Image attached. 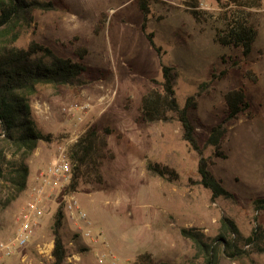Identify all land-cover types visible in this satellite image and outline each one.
<instances>
[{"label":"rangeland","instance_id":"1","mask_svg":"<svg viewBox=\"0 0 264 264\" xmlns=\"http://www.w3.org/2000/svg\"><path fill=\"white\" fill-rule=\"evenodd\" d=\"M44 1H53L55 10L34 11L33 20L19 28L17 39L9 44L25 48L34 41L59 57L73 59L74 52L84 48L81 62L88 83L78 88L37 85L29 97L37 128L52 138L39 141L24 159L26 190L7 207L0 206V244L13 238L17 215L25 207L37 173L89 126L99 131L109 127L113 133L107 136L108 156L99 168L100 181L90 171L72 192L89 226L68 220L62 209L63 264H132L143 252L155 262L204 264L193 244L180 236V228H196L211 238L218 234L224 215L243 235L254 224L264 229V210L253 206V200L264 198V0H259L260 9L250 11L257 35L244 60L240 49L213 40L215 30L223 27V0L219 4L215 0H147L146 15L136 0ZM192 10L201 13L199 21ZM9 37L0 41L6 44ZM234 60L241 71L230 67ZM161 65L178 73L174 97L179 107L209 81L212 72L227 70L209 94L196 97V108L188 112L200 146L209 128L224 115V95L243 90L249 109L227 127L220 148L225 158H213L209 164L234 201L211 202L209 191L195 183L197 156L181 140L177 122H135L141 97L162 79ZM246 70L254 73L255 81L243 77ZM36 105L46 113L37 112ZM210 155L211 150L204 148L203 157ZM18 157L7 153L8 159ZM148 161L173 169L177 177L168 182L152 176L145 170ZM61 199L59 193L45 202L31 242L11 256L1 254L0 264L52 263V227ZM217 264H264V254H252L251 261L219 256Z\"/></svg>","mask_w":264,"mask_h":264},{"label":"trees","instance_id":"2","mask_svg":"<svg viewBox=\"0 0 264 264\" xmlns=\"http://www.w3.org/2000/svg\"><path fill=\"white\" fill-rule=\"evenodd\" d=\"M140 10L146 15L147 0H136ZM218 4L221 0H215ZM220 6L225 9L221 16L223 27L216 29L213 40L225 47L240 49L242 60L251 52L257 35L256 27L250 21V11L260 9L259 0H223ZM53 1L44 0H0V38L10 36L5 44L0 41V206L7 207L27 188L28 166L24 159L37 147L39 141L50 142L52 135L41 132L36 125L29 104V97L35 92L37 85H52L78 88L88 83L85 78L86 66L81 62L86 55L84 48L77 49L73 58L57 56L49 47L31 41L27 47L19 48L9 43L19 35V28L29 25L34 11L55 10ZM191 15L200 20V12L192 10ZM147 38L155 51L152 35ZM224 61V60H223ZM241 71L239 61L234 60L230 66ZM161 81L156 87L149 89L140 101L138 124H157L177 122L180 126V138L197 156L195 182L210 193V201L218 198L234 201L235 197L227 191L209 169L213 158H225L221 151L223 138L228 125L238 120L249 109L242 89L232 90L224 95L226 109L220 122L209 128L204 145L200 146L194 126L188 112L196 108V97L207 95L213 90V83L227 74L224 69L219 73H211L209 81L200 84L198 91L185 99L183 107H179L174 97V88L178 79L175 68L160 66ZM244 78L255 81L251 70L243 73ZM155 83V82H154ZM113 130L104 127L99 131L94 126L87 127L73 142L66 145L63 156L71 164L70 180L65 188L66 193L76 190L80 182L90 171L93 178L100 181L99 168L107 154V136ZM209 148L211 155L203 157V149ZM7 153L19 155L18 160L8 159ZM145 170L152 176L168 182L177 177L173 169L146 162ZM256 211L264 210V198L253 200ZM64 217L61 206L54 214L52 227L53 248L51 264H63L66 258L65 243L59 233ZM181 237L189 240L196 253L203 258L204 264H217L219 256L227 260L251 261L252 254H264V229L254 224L249 234L243 235L235 222L228 216L219 219L218 234L206 237L196 228H180ZM132 264H169L155 262L147 252L136 255Z\"/></svg>","mask_w":264,"mask_h":264},{"label":"built area","instance_id":"3","mask_svg":"<svg viewBox=\"0 0 264 264\" xmlns=\"http://www.w3.org/2000/svg\"><path fill=\"white\" fill-rule=\"evenodd\" d=\"M34 109L37 112L46 113V109L40 105L34 106ZM71 168V164L61 153L46 168L37 173L36 181L29 191L25 207L17 215L14 236L6 243L0 244V255L11 256L18 249L31 242L44 214L45 202L57 198L59 193H61L60 203L66 218L84 227L89 226L90 223L85 213L80 210L75 196L65 192L70 180Z\"/></svg>","mask_w":264,"mask_h":264},{"label":"crops","instance_id":"4","mask_svg":"<svg viewBox=\"0 0 264 264\" xmlns=\"http://www.w3.org/2000/svg\"><path fill=\"white\" fill-rule=\"evenodd\" d=\"M30 182L33 183L32 180Z\"/></svg>","mask_w":264,"mask_h":264}]
</instances>
